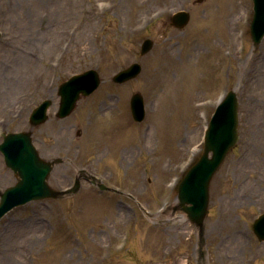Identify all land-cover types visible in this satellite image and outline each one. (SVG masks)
Masks as SVG:
<instances>
[{"label":"rangeland","instance_id":"374dc122","mask_svg":"<svg viewBox=\"0 0 264 264\" xmlns=\"http://www.w3.org/2000/svg\"><path fill=\"white\" fill-rule=\"evenodd\" d=\"M237 2L0 0V81L18 64L20 88L0 99V135L31 131L43 159H60L48 177L55 190L71 187L80 172L116 190L100 191L81 179L75 194L11 209L0 218V264H217L212 238L254 236L251 225L264 212V183L256 174L264 160V38L252 46V1L239 0L240 11ZM180 10L190 15L181 29L170 23ZM235 18L230 54L228 23ZM145 38L153 46L140 56ZM18 48L26 57L19 63ZM133 62L140 74L115 84L112 76ZM160 65L181 89L170 105L173 117L189 116L180 119L171 145L156 124L171 97L158 80L150 83ZM249 65L257 67L253 79L246 77ZM88 69L98 72L99 86L58 118L59 84ZM229 90L238 97L239 138L210 180L200 235L178 205L177 185L201 155L204 130ZM134 93L143 98L141 122L130 114ZM43 100L51 101L48 118L31 127L28 116ZM198 102L204 105L195 108ZM121 122L127 146L112 151L103 139ZM148 128L152 141L144 148L137 135ZM16 180L0 153V191ZM241 191L254 194L239 207L230 194Z\"/></svg>","mask_w":264,"mask_h":264},{"label":"water","instance_id":"95a60500","mask_svg":"<svg viewBox=\"0 0 264 264\" xmlns=\"http://www.w3.org/2000/svg\"><path fill=\"white\" fill-rule=\"evenodd\" d=\"M253 15L250 22V37L253 46H257L264 37V0H252ZM171 24L177 28L184 27L189 21V13L178 11L170 18ZM153 45L149 38L142 41L139 55L148 53ZM141 71L140 64L134 62L118 71L112 81L122 84L135 78ZM100 84V77L96 70L89 69L70 76L58 87L60 97L56 116H68L80 96L91 94ZM50 100L42 101L29 115L31 127L44 123ZM130 112L133 120L140 122L144 119L145 111L143 98L135 93L130 99ZM238 99L233 90L228 91L216 105L211 119L204 131L203 152L199 159L187 170L177 186V200L179 207L186 213L188 219L202 234L203 221L208 206L209 182L217 171L229 150L238 140ZM0 152L4 164L17 177L14 185L0 191V218L14 207L24 205L30 201L71 195L79 189L76 177L72 188L64 191L52 189L47 178L55 164L60 159L44 160L33 145L31 131L9 132L2 134ZM90 182L97 185L100 191L108 190L95 177L90 176ZM255 235L264 239V213L253 223Z\"/></svg>","mask_w":264,"mask_h":264},{"label":"bare ground","instance_id":"6f19581e","mask_svg":"<svg viewBox=\"0 0 264 264\" xmlns=\"http://www.w3.org/2000/svg\"><path fill=\"white\" fill-rule=\"evenodd\" d=\"M227 2H230V0H225ZM47 2V1H46ZM172 1H170L171 3ZM238 5V10H242V4L241 2H237ZM240 13V12H239ZM238 18L235 19H231V23H228V38L229 40L227 41V45H228V53H232L235 49V44H234V40H233V35H234V31L232 29V24L237 20ZM12 38L10 37H5L4 40L5 42H10V41H14L12 40ZM13 43V42H12ZM170 54H173V50L172 48H170ZM14 55H16V62L19 63V61L26 59L25 55H24V49L22 48H18V50L16 52H14ZM248 60V59H247ZM254 62V61H251ZM162 65L159 66L158 71H157V76L150 77V83L154 80H158L159 81V86L161 87V93L165 96H170V102L168 103L169 105L166 106L164 112L161 114L160 119L156 120V124L160 127L163 128L164 131L166 133H169V137H168V143L173 144L174 140L176 139V134H177V127L179 128V122L180 119L182 117L185 118H189V116L187 115L188 113H181L182 115L180 116V118H174V111H172V109L170 108V105L173 104L174 102H177V97L179 95L180 92V87L178 85H176L173 81H171L167 74L165 73V71L162 69ZM14 68L15 71L11 73V75L9 76L8 80L5 78L3 79V81H0V99L1 101L4 103L7 100H9V96H12L14 94L17 93V91L20 89L18 87V82L16 81V78L18 79V71H19V65L18 64H14ZM253 68H257L253 65H249L248 69H246V77L248 79H253L256 77L257 72L253 70ZM164 71V72H163ZM198 96V95H197ZM204 105V103H195L194 107L195 108H200ZM261 110V108L259 109ZM174 113V114H173ZM259 124L261 125V123L259 122ZM126 123L121 122L119 123L116 132L108 134V137L106 139H103V144L109 148L112 149V151H115L117 148L119 149L120 147L123 148V146H127V139H126V131L124 130ZM176 129V132H175ZM251 140V139H250ZM152 141V133L151 131H149L148 129H145L143 131H141L138 135H137V143H139L140 145H142V147H148V145L151 144ZM249 141V140H248ZM249 144V143H248ZM128 147H133V145H130ZM146 147V148H147ZM256 174L259 177L258 180H260L259 182L264 183V160H261L256 168ZM177 226H182V223H176ZM182 234V233H181ZM184 234V232H183ZM242 232L241 231H237V236L241 237Z\"/></svg>","mask_w":264,"mask_h":264},{"label":"flooded vegetation","instance_id":"af4514ba","mask_svg":"<svg viewBox=\"0 0 264 264\" xmlns=\"http://www.w3.org/2000/svg\"><path fill=\"white\" fill-rule=\"evenodd\" d=\"M248 194L254 192L232 193L230 199L234 205L241 207ZM211 243L217 264H264V239L259 240L255 235L248 238H212Z\"/></svg>","mask_w":264,"mask_h":264}]
</instances>
